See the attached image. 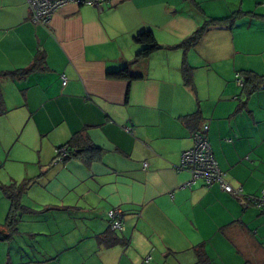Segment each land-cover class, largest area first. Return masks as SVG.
<instances>
[{"label": "crops", "instance_id": "0c3cea01", "mask_svg": "<svg viewBox=\"0 0 264 264\" xmlns=\"http://www.w3.org/2000/svg\"><path fill=\"white\" fill-rule=\"evenodd\" d=\"M231 16L233 27L210 28L186 54L172 49ZM143 31L160 49L136 61ZM32 66L0 76V185L32 181L0 264H194L201 244L212 264H264V206L244 207L202 181L186 188L189 174L177 170L205 124L228 183L249 196L264 189V87L247 93L236 82L264 76V0L69 4L47 28L30 23L25 0H0V74ZM125 67L138 78L106 76ZM77 133L90 154L53 164ZM9 207L0 193V225ZM112 209L121 233L109 231ZM105 235L121 244L103 246Z\"/></svg>", "mask_w": 264, "mask_h": 264}, {"label": "trees", "instance_id": "16d2710c", "mask_svg": "<svg viewBox=\"0 0 264 264\" xmlns=\"http://www.w3.org/2000/svg\"><path fill=\"white\" fill-rule=\"evenodd\" d=\"M235 19H237V16H231L226 19H210L206 21L201 27H199L191 36H189L187 39L182 41L180 44L174 46L172 49L182 50L184 54H186L190 49L196 47L200 43L203 36L210 28L221 27V26H227L228 28H231L234 25ZM133 40L136 44L142 46V49L135 56L136 61L146 59L152 53L160 49V46L154 41L153 35L150 31H143L137 34ZM36 62L38 61L36 60ZM35 68L36 66L34 67L32 66L29 69L20 70L17 73L9 72L5 74H0V76L1 77L9 76V75L21 76L33 72ZM182 74H183L185 86L190 89H193L192 69L186 63L185 59L183 60ZM106 76L109 79L126 80L129 82L136 80L138 78L130 75L128 67H125L118 71L109 72L106 74ZM242 81H243V85H242L243 90L246 91L247 93H251L255 90H258L260 87H264V76L258 77L252 73H245V76L242 79ZM5 111L6 110L0 92V116L4 115ZM183 122L187 124L189 123V120L185 119ZM61 147L67 148V156L63 160V162L73 157L80 156L81 154H90V152L93 150L90 144L88 143L87 137L83 136L81 133L80 134L77 133L73 135L71 139L68 141V143L62 144L57 148H61ZM31 183H32L31 180H26V181H22L21 183L12 182L8 185H0V193L10 203L9 211L7 213L5 222L4 224L0 225V241H4V240L8 241L12 239V237L16 233L19 216L24 212V207L20 204V200L22 195L25 193L26 189ZM99 242L106 247L114 244H121L120 241L117 242L116 239L110 238L109 235H105L102 239L99 240ZM192 252L196 260L194 264H212L206 254L205 246L203 244L193 247ZM149 259L150 257L146 259V262H148Z\"/></svg>", "mask_w": 264, "mask_h": 264}, {"label": "built area", "instance_id": "2783aa9c", "mask_svg": "<svg viewBox=\"0 0 264 264\" xmlns=\"http://www.w3.org/2000/svg\"><path fill=\"white\" fill-rule=\"evenodd\" d=\"M108 0H25L29 11L30 23L34 26L47 28L53 14L60 8L74 4L78 6H91L101 10ZM65 82V81H63ZM239 86L243 85L242 78L236 76ZM208 126L203 124L197 131L192 133V147L184 151L180 156L178 171H186L189 180L183 185L191 189L199 181L205 187L218 186L222 191L230 194L242 206H264V189L259 196H249L242 193L241 188H233L226 179V174L220 170L213 156L208 142ZM67 156V148H56L53 164L61 163ZM147 164H143L145 169ZM108 228L111 232L121 233L124 231V220L119 209H112L106 213Z\"/></svg>", "mask_w": 264, "mask_h": 264}, {"label": "rangeland", "instance_id": "374dc122", "mask_svg": "<svg viewBox=\"0 0 264 264\" xmlns=\"http://www.w3.org/2000/svg\"><path fill=\"white\" fill-rule=\"evenodd\" d=\"M5 219H6V217H5ZM4 222H5V220H4ZM4 222H3V223H4Z\"/></svg>", "mask_w": 264, "mask_h": 264}]
</instances>
